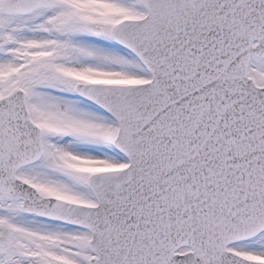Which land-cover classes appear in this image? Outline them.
I'll return each instance as SVG.
<instances>
[{"label":"snow or ice","instance_id":"obj_1","mask_svg":"<svg viewBox=\"0 0 264 264\" xmlns=\"http://www.w3.org/2000/svg\"><path fill=\"white\" fill-rule=\"evenodd\" d=\"M0 264H264V0H0Z\"/></svg>","mask_w":264,"mask_h":264}]
</instances>
